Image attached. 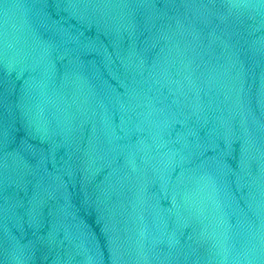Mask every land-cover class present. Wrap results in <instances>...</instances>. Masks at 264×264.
I'll return each instance as SVG.
<instances>
[{"label":"water","instance_id":"obj_1","mask_svg":"<svg viewBox=\"0 0 264 264\" xmlns=\"http://www.w3.org/2000/svg\"><path fill=\"white\" fill-rule=\"evenodd\" d=\"M264 95V0H222Z\"/></svg>","mask_w":264,"mask_h":264}]
</instances>
